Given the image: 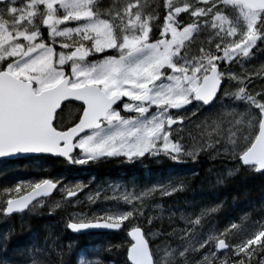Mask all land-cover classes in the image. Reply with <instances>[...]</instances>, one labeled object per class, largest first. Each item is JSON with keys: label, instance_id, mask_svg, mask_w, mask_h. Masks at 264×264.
Listing matches in <instances>:
<instances>
[{"label": "snow or ice", "instance_id": "snow-or-ice-1", "mask_svg": "<svg viewBox=\"0 0 264 264\" xmlns=\"http://www.w3.org/2000/svg\"><path fill=\"white\" fill-rule=\"evenodd\" d=\"M218 5L238 8L246 25L238 31ZM159 7L162 16L146 15L140 0H123L107 12L101 11L99 0H0V158L55 156L82 165L101 157L133 160L162 154L180 162L197 155L195 150L186 151L182 143L185 120L190 119L182 109L210 104L234 108L235 102H241L249 110L245 118H250L255 131L242 137L245 143L233 155L241 166L264 174V92L253 95L248 91L251 78L228 73L229 79L238 81V90L226 93V73L220 70V62L248 56L257 41L264 43V0H162ZM153 20L159 22L161 37L155 42ZM209 27L215 33L212 43L218 54L202 48L200 59L190 60L186 49L182 51L185 41ZM45 31L51 44L45 42ZM57 37L71 41L61 42L59 52ZM229 37L235 39L227 42ZM109 50L114 54H108ZM101 54L97 62L87 59ZM69 63L71 72L66 73L64 66ZM74 102H79L80 114L77 122L65 128L59 117ZM216 116L207 127L217 133L212 138L224 147L219 138L223 118L220 113ZM225 139L238 146L235 131L230 129ZM30 187L29 195L8 199L3 212L28 208L37 196L56 188L57 182L43 179ZM15 191L20 192L21 186ZM159 191L171 196L178 188L172 184ZM66 194L77 196L71 189ZM125 201L132 203V198L125 197ZM142 207L133 204L132 211L106 210L94 217V223L79 217L67 227L75 232L130 227V264H194L188 259L197 251L189 243L194 238L191 229L201 221L188 218L185 228H173L163 236L166 241L177 238L180 243L175 248L165 243L154 251L142 228L133 224L144 215ZM237 227L231 225L233 230ZM231 234L225 229L220 236L197 240L207 254L202 253L203 260L195 264H251L257 245L264 253V225L235 246L228 240ZM210 247L227 250L232 258L225 255L221 260ZM0 264L9 261L5 258ZM80 264L100 262L81 260Z\"/></svg>", "mask_w": 264, "mask_h": 264}, {"label": "trees", "instance_id": "trees-1", "mask_svg": "<svg viewBox=\"0 0 264 264\" xmlns=\"http://www.w3.org/2000/svg\"><path fill=\"white\" fill-rule=\"evenodd\" d=\"M122 2L123 0H99L102 12L114 9L118 3ZM140 3L144 5L143 11L146 15L150 12H156L158 16L163 15V10L159 7L162 0H140ZM183 15L187 20V14ZM152 23L154 25L153 38H155L159 22L153 20ZM44 36L45 42L49 43L46 31ZM108 54L114 53L109 51ZM102 56L101 54L97 57ZM74 104L77 103L74 102ZM76 106H68L70 109L77 110L75 118L79 114L78 105ZM74 121L65 124L64 127L70 126ZM204 156L203 152L196 160V163L200 165V173L195 176L183 177V180L186 181L183 189L171 196L152 195L144 200L143 205L146 204V207L157 203L169 214L151 219L150 226L144 224V218H138L136 219L138 226L145 230L149 227L154 228L163 235L170 233L173 230L172 227L176 228L178 224L180 225V216L195 212L202 203L204 206L214 204L219 206L212 217L214 222L223 223L227 218L228 220L237 219L240 216L255 222L264 220V174L255 171V169L241 167V170L225 177L221 183H217L213 176L208 174L209 163L217 161L206 160L203 162ZM149 157L150 155H146L138 159H126V161H123L124 157H101L82 165H69L64 160L47 156L1 160L0 187L8 186L32 175L37 180L39 178L59 180L60 187L62 180L73 182L82 180L84 182L91 181L93 185L100 188L128 179H130L128 181L136 183V186L140 184L139 187L143 188L150 180L163 182L171 175L172 177L177 176L176 170L169 171L171 168H168L167 160H158L157 163L152 162L145 168H139L136 161L139 159L149 160ZM122 168L126 170L125 175H122ZM9 196H12L11 193ZM63 197V194L56 191L52 196L36 201L20 215L7 216L0 213V260L6 258L9 264H64V262L65 264H78V259L82 257L85 260L99 261L100 264H126V249L129 241L125 236V231L71 234L67 230V224L72 219L71 213L75 210L82 211L84 204L72 208L61 201ZM117 200L99 199L94 206L115 204L120 207ZM148 211L149 209H145L144 215L147 216ZM148 242L151 247L156 240H148ZM5 252L7 256H5ZM261 254L259 251L254 252L251 261H257Z\"/></svg>", "mask_w": 264, "mask_h": 264}, {"label": "rangeland", "instance_id": "rangeland-1", "mask_svg": "<svg viewBox=\"0 0 264 264\" xmlns=\"http://www.w3.org/2000/svg\"><path fill=\"white\" fill-rule=\"evenodd\" d=\"M177 2H179V0H177ZM218 6H220L222 12H224L225 15H227V17L233 21L234 25L238 28V31L246 25V22L243 20V16L241 15L238 8H233L232 5ZM225 27H227V24L225 25ZM155 32L157 36L155 38H153L152 36V42H155V39L161 38L160 29ZM232 39L235 38H227V42H231ZM214 40H216L215 33L209 27L206 30H201L200 32L194 33L192 38H190L188 41H185L184 49H182V51L186 49V55L190 58V60L198 61L200 59L202 48L204 50L210 49L213 54H218L215 48V43H212V41ZM48 41L50 44L52 43L50 39H48ZM64 41L71 42L68 37L56 38L55 49L57 52L61 51L60 44ZM109 51L112 52L111 50ZM219 54L222 55V53ZM97 56H90L87 59L91 63L97 62L99 59L103 58V56L100 58ZM222 63L223 72L226 73L223 83L224 92L234 93L238 90V81L236 79H229L227 75L228 73L235 74L237 77H241L245 80L251 78V83L248 84V91L251 92L253 95H255L256 93L264 92V43L257 41L256 46L249 50L248 56H244L243 54H241L232 61H223ZM64 71L66 73L71 72L70 63L64 66ZM226 102L231 103L230 100H227ZM76 105L79 104H72V106L77 107ZM68 106L71 105H67L64 108L62 115H60V121L62 122L63 126L77 119V117L75 118L77 110L73 108L70 109ZM214 107L215 104H212L209 107L203 106L199 109H196V107L192 105L187 109L181 110L188 111L186 116L190 118L185 120V130L182 132V143L186 151L195 150L197 152L195 158L185 156L182 161L175 162L162 154L154 156L156 157L157 161L167 160V162H169L168 168L170 167L171 169L176 170L177 176H169L163 182L148 183L143 188H138V186H135L133 184L123 185L120 183H113L109 184L108 187L100 188L93 185L91 181L84 182L81 180L73 182L62 180L59 193L63 194L64 197L61 201L72 208H75L80 204H84V208H82V211H72L71 220L77 221V218L79 217H83L88 221L95 220L94 217L104 215L106 210H110L113 212L132 211L133 204L140 206L141 204L143 205L144 200L148 197L155 194L160 196L161 193L159 189L162 186H171L172 184H176L178 190L183 189L186 185V181L183 180V177L195 176L200 173V165L196 163V160L197 157L200 156L203 152L205 153V156L202 159L203 162H205L206 160L217 161L215 163H209L210 170L208 171V174L211 177H215V181L217 183L221 182L225 177L235 174L242 166L235 159L233 152H238L240 150V147L244 145L245 141L242 137L250 135L255 131V129L251 126L250 118H245L248 117L249 110L243 103L235 102L234 108H220L219 105H217L216 108ZM193 111L196 112L195 116L192 115ZM217 113H220L223 118L219 138L223 140L224 147H220L216 143L215 139L212 138L217 136V133L211 127H207V125L211 124L212 121H215L217 119ZM233 113H238V115L233 116ZM131 115L135 116L136 114L132 113ZM237 121H239V124H237ZM173 127L175 128L177 126L173 125ZM230 129L236 132V140L238 146L232 145L227 139H225V136L226 134H228ZM201 144H203L202 149L200 147ZM209 144L212 145L211 148L208 147ZM78 151L79 150H77V152ZM41 180L42 178H39L37 180V178L32 175L29 178L20 179L14 183H11L8 186L6 185L0 187V213L4 214L2 209L3 207H5V203L8 199L23 193L24 191L31 188L30 185L34 186L35 183L40 182ZM56 181L58 182L59 180ZM181 184L183 186H181ZM17 186H21L20 192L15 191ZM69 189L75 190L77 192V196L71 198L67 197L66 193ZM9 193H11L12 196H9ZM145 193L148 194L145 195ZM125 197L132 198V203H126ZM136 197H140V199H137ZM99 199H102L104 201L118 199L120 207H117L115 204H101L99 206H94ZM217 208L218 205L216 204L206 206L202 205L198 207V209L196 210L197 212H190L180 216L181 225L178 224V227H176V229L185 228L188 218H192L193 220L199 219L201 221L199 225L194 224L193 228L191 229V231L194 233V238L189 243H194L197 248V251L191 253L188 259L190 261H193L194 264L197 261L203 260L202 253L204 255L207 254L204 253V250L200 248L199 243H196L197 240L201 238L206 239L208 237L220 236V234L223 233L225 229H228L232 233L231 235H229L228 240L235 246L236 243L240 242L242 239H246L248 235L258 231L259 227L264 225V220L255 222L247 220L241 216L238 217L239 219H229L227 221H224V224L214 222L212 221V217L213 213L216 212ZM145 209H149L148 215H143L139 217V219L144 218V224L146 226L151 225V223L148 222L149 220L156 219L158 216H165L169 214L164 208H162V206L157 203H152L149 207L143 205L142 211L144 212ZM229 221L231 222L229 223ZM124 223L128 224L129 222L125 221ZM233 223L238 225L237 229H231V225ZM133 224L137 225L136 219L133 221ZM143 231L148 240H156V242L150 247L154 251L157 250L159 246H162L165 243L171 244L173 248H175L177 244L180 243V241L175 237L173 238V240H176L175 243H173V240L166 241L163 238V234L151 227L146 228V230L143 229ZM209 251H211L213 255H219L221 260L224 258L225 255L229 256L230 259L232 258V254L227 250L217 251V249L210 247ZM256 252H258V248ZM81 260L85 259L80 257L78 259V264H80ZM251 264H264V256L260 257V259L255 262L251 261Z\"/></svg>", "mask_w": 264, "mask_h": 264}, {"label": "water", "instance_id": "water-1", "mask_svg": "<svg viewBox=\"0 0 264 264\" xmlns=\"http://www.w3.org/2000/svg\"><path fill=\"white\" fill-rule=\"evenodd\" d=\"M76 103H79V102H76ZM212 104H210V105H204V107H209V106H211ZM191 105H188L187 106V108L188 107H190ZM172 111H175V110H172ZM75 122H77V120L75 121ZM73 124V123H72ZM71 124V125H72ZM70 125V126H71ZM67 128V127H66ZM40 156H43V155H39V156H37V155H27V156H19V157H14V158H0V160H17V159H21V158H25V157H40ZM51 158H55V159H61V160H64L65 162H67L68 163V161L65 159V158H63V157H55V156H52ZM69 165H72V164H70V163H68ZM243 167H247V166H243ZM47 179H49V178H47ZM52 180V179H51ZM57 189H58V183H57V187L56 188H54V189H51V190H49L48 191V193L47 194H45V195H40V196H37L34 200H32L31 201V203L29 204V206H28V208L33 204V203H35L36 201H38V200H40V199H43V198H47V197H49V196H52L56 191H57ZM31 191H32V187L30 188V189H28V190H26L25 192H23L22 194H20V195H18V196H15V197H13V198H10V199H15V200H19L20 198H22V197H24V196H26V195H29L30 193H31ZM7 206V201H6V203H5V207ZM28 208H25V209H23L22 211H16V212H14V213H11V214H6V215H17V214H21V213H23L24 211H26ZM74 222H77V221H69L68 222V224L69 223H74ZM90 222H96L95 220H91ZM101 222H103V220H101ZM67 224V225H68ZM67 230L71 233V234H73V235H82V234H87V233H117V232H120V231H122L123 230V228L122 229H120V230H108V229H104V228H90V229H88L87 231H82V232H75V231H73V230H71V229H69L68 227H67ZM130 230V228L129 229H127V231H126V235H127V238H128V240L130 241L131 240V237L127 234L128 233V231ZM142 231H143V229H142ZM144 232V231H143ZM145 238H146V236H145ZM147 239V238H146ZM150 246V245H149ZM130 247V244H129V246L127 247V249ZM127 249H126V261H127V263L128 264H130V261H128L127 260ZM217 251H225V250H220V249H217Z\"/></svg>", "mask_w": 264, "mask_h": 264}, {"label": "flooded vegetation", "instance_id": "flooded-vegetation-1", "mask_svg": "<svg viewBox=\"0 0 264 264\" xmlns=\"http://www.w3.org/2000/svg\"><path fill=\"white\" fill-rule=\"evenodd\" d=\"M223 63L222 62H220V70L221 71H223V65H222ZM231 64V63H230ZM226 68V67H225ZM224 83V82H223ZM66 128V127H65ZM120 157H123V156H120ZM150 159L149 160H137L136 162V164L138 165V167L139 168H145V167H147L148 166V164H151L152 162H156L157 163V160H156V157H154V156H151L150 155V157H149ZM124 160L123 161H126V159L127 158H123ZM124 166V165H123ZM125 173H126V170H125V168H122V175H125ZM127 175H128V173H127ZM128 180H130V179H128ZM128 180H123V181H121L120 182V184H123V185H130V184H136V183H134V182H132V181H128ZM152 182H155V180H151V181H149L148 183H152ZM222 182V181H221ZM220 182V183H221ZM140 185V184H139ZM136 186V185H135ZM60 190V185L58 184V189H57V191H59ZM67 196V195H66ZM68 197V196H67ZM218 208H219V206H218ZM217 208V209H218ZM123 230L125 231V236H126V238H127V235H126V231H127V229H125V228H123ZM128 239V238H127ZM129 245V244H128Z\"/></svg>", "mask_w": 264, "mask_h": 264}, {"label": "bare ground", "instance_id": "bare-ground-1", "mask_svg": "<svg viewBox=\"0 0 264 264\" xmlns=\"http://www.w3.org/2000/svg\"><path fill=\"white\" fill-rule=\"evenodd\" d=\"M164 167V166H163ZM244 168H247V169H250L249 167H244ZM169 170V169H168ZM172 170V169H171ZM171 170H169V171H171ZM240 170H241V168H240ZM163 171V170H162ZM166 171V170H165ZM164 171V172H165ZM118 172H119V170H118ZM164 172H163V174H164ZM172 173V172H171ZM177 173V172H176ZM118 174V173H117ZM161 174V173H160ZM173 174V173H172ZM167 175V174H166ZM147 176H148V174H147ZM168 176H169V174H168ZM172 176V175H171ZM149 177H150V174H149ZM142 178H145V177H142ZM176 178V177H175ZM162 179V178H161ZM171 179V178H170ZM214 179H215V177H214ZM149 181V180H148ZM151 181V180H150ZM145 183V182H144ZM147 183V182H146ZM159 184V183H158ZM139 186H141V185H139ZM139 186H138V188H139ZM216 186V185H215ZM207 188H208V186H207ZM141 189V188H140ZM137 190V189H136ZM203 193V192H202ZM155 194V193H154ZM206 194V193H205ZM156 195V194H155ZM210 195V194H209ZM207 197V196H206ZM209 197H211V196H209ZM197 198V197H196ZM155 199H156V197H155ZM160 199V198H159ZM219 200V199H218ZM233 200V199H232ZM118 201V200H117ZM193 201V200H192ZM205 201V200H204ZM195 202V201H194ZM197 202V201H196ZM116 203V202H115ZM118 203V202H117ZM148 203V202H147ZM180 203V202H179ZM211 203V202H210ZM193 204V203H192ZM259 204V203H258ZM118 205H119V203H118ZM146 205V204H145ZM184 205V204H183ZM183 205H182V207H183ZM203 205V203L201 204V206ZM200 206V205H199ZM225 206V205H224ZM221 207V206H220ZM209 209V208H208ZM213 209V208H212ZM172 210V209H171ZM201 210V209H200ZM236 210V209H235ZM170 211V210H169ZM240 211V210H239ZM250 211V210H249ZM175 212V211H174ZM197 212V211H196ZM223 213V212H222ZM245 213V212H244ZM247 213V212H246ZM253 213V212H252ZM252 213H251V215H252ZM205 214V213H204ZM214 214V213H213ZM226 214V213H225ZM230 214V213H229ZM238 215V214H237ZM259 215V214H258ZM261 215V214H260ZM219 216V215H218ZM223 216V215H222ZM255 216V215H254ZM171 217V216H170ZM217 217V216H216ZM215 217V218H216ZM256 217H257V215H256ZM260 217V216H259ZM173 218H174V216H173ZM253 218V217H252ZM146 219V218H145ZM224 219V218H223ZM239 219V218H238ZM244 219V218H243ZM261 219V218H260ZM161 220V219H160ZM227 220H228V218H227ZM226 220V221H227ZM208 221V220H207ZM218 221V220H217ZM234 221H236V220H234ZM231 221H229V223H230ZM176 223V222H175ZM179 223V222H178ZM177 223V224H178ZM219 223V222H218ZM224 224V223H223ZM181 225V224H180ZM255 225V224H254ZM177 226V225H176ZM219 226H221V225H219ZM223 226V225H222ZM38 227V226H37ZM182 227V226H181ZM180 227V228H181ZM146 228V227H145ZM172 228H174V227H172Z\"/></svg>", "mask_w": 264, "mask_h": 264}]
</instances>
